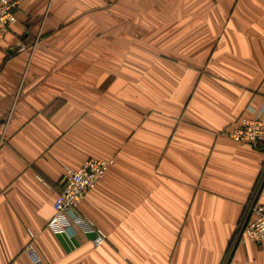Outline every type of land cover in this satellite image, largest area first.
Returning <instances> with one entry per match:
<instances>
[{
    "label": "crops",
    "instance_id": "crops-1",
    "mask_svg": "<svg viewBox=\"0 0 264 264\" xmlns=\"http://www.w3.org/2000/svg\"><path fill=\"white\" fill-rule=\"evenodd\" d=\"M15 13L0 41V264H33L29 230L42 264H264V245L234 243L249 201L264 205V143L223 133L264 102V0ZM88 158L113 159L77 207L107 234L98 246L46 225L64 168Z\"/></svg>",
    "mask_w": 264,
    "mask_h": 264
},
{
    "label": "built area",
    "instance_id": "built-area-1",
    "mask_svg": "<svg viewBox=\"0 0 264 264\" xmlns=\"http://www.w3.org/2000/svg\"><path fill=\"white\" fill-rule=\"evenodd\" d=\"M20 3L21 0H0V41L8 28L16 22L15 9ZM248 112L249 114L241 115L233 124L224 128L223 133L237 143H264V102L257 110L251 109ZM112 163V158H88L76 169L64 168L60 177V190L53 203V215L46 224L52 233L66 234L76 226L84 233L92 234L95 246L106 240L107 234L90 218L80 215L77 207L86 193L103 178ZM28 233L30 241L25 251L33 264H42L33 246L34 234L30 230ZM240 240L264 245V205L255 197L249 201L237 228L234 243Z\"/></svg>",
    "mask_w": 264,
    "mask_h": 264
}]
</instances>
